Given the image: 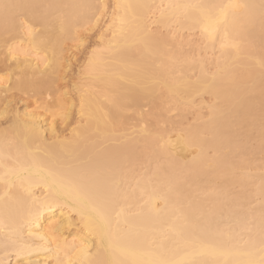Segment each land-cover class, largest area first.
<instances>
[{
  "label": "bare ground",
  "instance_id": "6f19581e",
  "mask_svg": "<svg viewBox=\"0 0 264 264\" xmlns=\"http://www.w3.org/2000/svg\"><path fill=\"white\" fill-rule=\"evenodd\" d=\"M153 1L113 0L75 102L57 87L64 45L81 43L108 1L0 0L4 253L26 262L36 253V264H264V158L254 157L264 153V0L167 1L164 25L199 29L204 48L217 49L212 72L149 29ZM13 89L47 97L10 119ZM203 93L215 98L210 118L170 127L172 105ZM129 109L170 123L142 126Z\"/></svg>",
  "mask_w": 264,
  "mask_h": 264
},
{
  "label": "rangeland",
  "instance_id": "374dc122",
  "mask_svg": "<svg viewBox=\"0 0 264 264\" xmlns=\"http://www.w3.org/2000/svg\"><path fill=\"white\" fill-rule=\"evenodd\" d=\"M108 1V9L106 8V12H104V17L102 16V19H100L101 21H99V23L92 28L91 31H81V38L83 39V41H81V43H79V41H67L66 44L64 45V49H65V53L67 54V56L70 58V61L68 62V66L67 68H65L61 74L58 77L57 80V87L59 86V90H61L62 92L65 90L66 92H68V96L67 100L69 101H77V89L75 84L78 82V80L80 78H84L85 75H83V70L85 65L88 62V57L90 55V52L97 47L99 44L102 43V40L106 39L108 37V34L110 33V29H106L107 28V24H109V20L111 19V15H112V10H111V6L113 5L112 2L113 0H107ZM167 1L168 0H154L153 1V9L148 13V15L146 16V24L149 25V29L152 30L153 32H158L160 33L159 35H166V36H170L172 40H170V42L168 43L169 45L167 46V49L170 50H175L178 47L181 48L182 52L187 55V53H189L187 56H190L191 54L195 57V61L197 59L196 62H198V59H204L205 63L204 65L206 66V68L212 72L214 69V67L216 68V66H214L213 64L216 63L215 59L218 56V54H216L215 52H218L217 49L208 51L207 49H205V42L203 41L202 38V34L199 31V29H187V28H182L179 23L175 20V19H171L168 25H164L162 23V13L164 10H166L167 8ZM108 10V11H107ZM110 18V19H109ZM104 34L106 35L105 37H101V35ZM83 42V43H82ZM207 50V51H206ZM200 52V53H199ZM201 55V56H200ZM206 55V56H205ZM192 57V56H191ZM197 57V58H196ZM207 58V59H206ZM209 58V59H208ZM213 58V59H212ZM193 59V57H192ZM215 60L214 62H212L211 60ZM194 60V59H193ZM207 60V61H206ZM211 61V63H210ZM195 62V64H196ZM197 66V65H196ZM193 69L190 71V75L192 77V79L196 78L199 74L198 70H199V66L197 67H192ZM264 74V72L262 73ZM87 76V75H86ZM83 82V81H82ZM15 90V92H14ZM14 93L12 96H14L15 94V98L13 97V101L10 104L8 113H7V117L8 118H12L14 113H16V111H19L20 113H23L24 111H32L35 112L36 108L39 106L36 105V103H40V106L42 104V102L44 103V100L46 99V93L43 94H36L34 92H22L20 90L17 89H13L12 90ZM11 91V93H12ZM201 94V93H200ZM196 95L193 100V103L191 104V106H185L183 104V102L180 100L178 101L177 105L173 104L172 107L173 108H177V110H174L172 112H170L169 116H166V119H170L172 120V123L168 122V120L164 123L161 119L160 121H162V123L164 124L163 128H167L168 127V123H170V127L177 125L176 123H179V120H181L180 122H183L184 126H188V125H193L194 123H199L200 121H203L207 118H210L209 116V109H211L210 105L212 106V104H215V98H213L211 96V94H202V95ZM52 97L56 98V95L52 93ZM52 99V98H51ZM37 101V102H35ZM142 111L146 112V113H151V109L152 106L150 104H148L147 102H142ZM183 106H185L184 108H182ZM188 107V108H186ZM183 109V112L180 110ZM40 109H42L40 107ZM37 109V110H40ZM44 111V110H43ZM41 111V112H43ZM181 111V112H180ZM143 112V113H144ZM49 114V113H48ZM47 114V116L45 115V117L47 118L48 121H51V117ZM129 114V115H128ZM127 115L129 118H140L139 121L143 118L141 115L138 114L137 109H129L127 112ZM137 115H139L138 117H136ZM199 115V116H198ZM78 115L75 112V107L73 108V115L71 117L72 122L76 121V119ZM142 118H141V117ZM154 117V116H153ZM168 117V118H167ZM171 117V118H169ZM151 118V115H150ZM147 119V120H150ZM132 119V120H133ZM144 121H142V126L148 125V127L154 128L153 126H149L151 123H155V125L157 124V122H152L154 120H150L149 124L148 122L145 123L146 118H143ZM142 119V120H143ZM155 119V117L153 118ZM131 120V119H130ZM136 120H133L132 122H134L133 124L136 123ZM169 120V121H170ZM57 121V122H56ZM56 126L59 127L58 130L63 126L61 124V119L57 118L56 119ZM129 121V120H128ZM138 122V120H137ZM168 122V123H167ZM128 122V125L129 126ZM159 122V125L161 126V124ZM131 124L130 127H133L134 125ZM137 124V123H136ZM162 124V125H163ZM175 124V125H174ZM140 125V122L139 124ZM144 125V126H145ZM152 125V124H151ZM154 125V124H153ZM158 125V124H157ZM158 125V126H159ZM167 125V127H166ZM156 126V127H158ZM159 126V127H160ZM162 127V126H161ZM169 127V128H170ZM257 130V129H255ZM68 135V131L66 132ZM257 131H254L255 136H257ZM49 131L46 132V137H49ZM245 137V136H244ZM243 141H245V145L251 143V145H256L257 144V140H258V136H257V140L256 137L255 139H246L242 138ZM252 141V142H250ZM248 144V145H249ZM250 146V145H249ZM257 156L259 157V159L264 158V153L261 152L260 150L257 151V153L254 155L255 158H257ZM261 157V158H260ZM258 159V161H259ZM260 160V161H262ZM147 165V163H145ZM142 165V170L141 172H144L146 169L150 168L148 165V167L146 165ZM254 171V170H252ZM238 187V186H237ZM237 187H235V190H238ZM258 200H254V201H259V197H255V199ZM255 204H257V202H254V206ZM75 217V216H73ZM6 237H4L3 235H1L0 233V242H3L4 239ZM37 245H35L36 247ZM18 251L15 250H10L9 252H5L4 253V249L2 247V244L0 243V259L3 258L6 262V264H36L35 262V258H36V253L30 254L32 260L31 262L29 261H23L24 260V255L22 257V254H18ZM32 261H34L32 263ZM51 262L53 263V259L50 258L49 259V263L51 264Z\"/></svg>",
  "mask_w": 264,
  "mask_h": 264
},
{
  "label": "snow or ice",
  "instance_id": "6c2138e0",
  "mask_svg": "<svg viewBox=\"0 0 264 264\" xmlns=\"http://www.w3.org/2000/svg\"><path fill=\"white\" fill-rule=\"evenodd\" d=\"M13 7H19V6H17V5H8V4H4V5H3V8L5 9L6 12H7V10H8L9 8H13Z\"/></svg>",
  "mask_w": 264,
  "mask_h": 264
}]
</instances>
